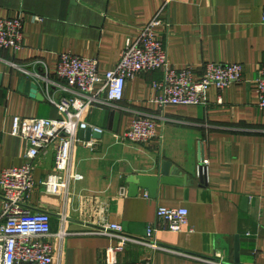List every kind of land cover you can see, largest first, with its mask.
Wrapping results in <instances>:
<instances>
[{"label":"crops","instance_id":"1","mask_svg":"<svg viewBox=\"0 0 264 264\" xmlns=\"http://www.w3.org/2000/svg\"><path fill=\"white\" fill-rule=\"evenodd\" d=\"M162 2L0 0L1 18L23 20L22 48L0 49V170L20 165L27 147L24 139L11 134L14 116L61 117L38 78L13 65L42 60L55 81L59 54L70 52L96 58L100 72L111 70L127 38L139 34ZM167 22L156 32L165 41L170 65L200 70L205 62L239 63L243 79L221 91L210 86L206 104L162 109L153 101L151 88L158 72L129 79L121 101L94 104L83 113L82 119L99 128L101 136L90 138L93 149L76 145L73 172L82 179L70 183L66 199L43 192L40 185L53 170L52 153L36 160L26 205L50 214L53 233L62 228L67 232L60 246L50 239L60 252L59 264H101L106 249L117 241L99 232L103 226L116 223L126 234L145 236L149 224L158 225L157 206L185 207L192 230L158 228L155 240L162 249L131 244L118 255L119 262L213 264L205 260L210 259L221 264H264V111L259 109L255 84L258 66L264 63V0H171ZM26 67L46 75L41 65ZM21 76L38 83L42 100L19 92ZM67 93L58 90L55 96ZM136 115L155 118V137L146 144L119 141ZM200 152L203 175L198 172ZM164 160L180 170L182 184L158 181L154 197L142 188L135 196L127 194L128 176H157ZM122 186L125 196L119 195ZM1 207L0 191V212Z\"/></svg>","mask_w":264,"mask_h":264},{"label":"built area","instance_id":"2","mask_svg":"<svg viewBox=\"0 0 264 264\" xmlns=\"http://www.w3.org/2000/svg\"><path fill=\"white\" fill-rule=\"evenodd\" d=\"M171 0H163L153 18L139 28L135 38H127L125 48L115 65L100 72L96 58L82 57L70 52L60 53L53 69L56 80L42 60H34L29 66L41 65L45 76L31 72L26 66L13 65L25 75H34L44 88L45 97L60 113L58 119L14 116L11 134L24 139L27 147L18 166L0 170L2 207L0 212V264H59L60 252L50 242L54 238L60 246L67 232L64 228L53 233L48 212L30 210L27 200L34 187L33 171L36 160L52 153L53 170L40 182L43 192L64 199L69 195L70 183L82 179L73 172L72 157L78 143L93 149L94 142L78 137V131L88 127L101 132L82 119L83 113L94 104H113L123 99L126 82L137 74L158 72L151 81L153 101L162 109L166 105H199L207 103L206 90L215 86L219 91L230 84L241 82L243 68L239 63L205 62L197 70L186 65L175 68L168 62L165 41L160 40L156 28L167 26V11ZM33 20L39 21L37 16ZM23 46V20L21 16L0 17V49L17 52ZM258 106L264 111V63L257 69L255 78ZM52 88V92H50ZM55 88V89H53ZM67 94L55 96L57 91ZM119 141L146 144L155 137V118L136 115L129 128L118 136ZM203 158L199 167L204 172ZM122 186L119 195H126ZM147 197V195H145ZM155 217L158 225L149 224L145 236L126 234L120 224L111 223L99 231L115 236L116 243L106 249L101 264H126L118 261V255L128 245L140 244L152 249H162L157 244L158 228L180 232L188 227V210L185 207L157 206ZM60 219L65 222V217ZM206 262L221 264L214 260ZM134 264H153L151 259Z\"/></svg>","mask_w":264,"mask_h":264},{"label":"water","instance_id":"3","mask_svg":"<svg viewBox=\"0 0 264 264\" xmlns=\"http://www.w3.org/2000/svg\"><path fill=\"white\" fill-rule=\"evenodd\" d=\"M2 80V74H0V83ZM18 90L19 92H24L28 94L30 97L35 98L37 100H42L43 95L39 91V85L36 81L32 80L30 77L21 76L18 78ZM79 136L82 139H90L100 137L101 134L98 131L93 130L88 127L84 130L79 131ZM202 159V153L199 154V161ZM199 175H203L204 172L199 167ZM181 172L178 168H176L170 161L164 160L161 163L159 175L151 176V175H141V174H132L128 176V192L129 196H135L139 190V188L147 189L149 194L154 197L156 194L158 181L162 184H182L184 179L179 177ZM235 250H238V243L236 242ZM237 254V253H236Z\"/></svg>","mask_w":264,"mask_h":264}]
</instances>
